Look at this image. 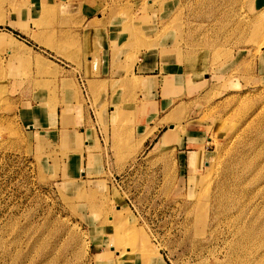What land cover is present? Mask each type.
<instances>
[{"label":"rangeland","instance_id":"obj_1","mask_svg":"<svg viewBox=\"0 0 264 264\" xmlns=\"http://www.w3.org/2000/svg\"><path fill=\"white\" fill-rule=\"evenodd\" d=\"M157 256L264 264V0H0V264Z\"/></svg>","mask_w":264,"mask_h":264},{"label":"crops","instance_id":"obj_2","mask_svg":"<svg viewBox=\"0 0 264 264\" xmlns=\"http://www.w3.org/2000/svg\"><path fill=\"white\" fill-rule=\"evenodd\" d=\"M257 1V0H256ZM260 6H263V5H260ZM112 31V30H111ZM98 33V32H97ZM105 33V39H106V41L105 42H107V45H106V47L107 46H109V41H110V39L111 40H116V41H118V38H114L113 36V31H112V33L110 32V31H106V32H104ZM118 36V35H117ZM97 37L99 38V36L97 35ZM109 37H110V39H109ZM104 41L102 40V43H103ZM142 52L144 53V54H142V55H140L138 58H137V60L134 62V67H133V69H134V71L135 72H137V73H135V75H142L143 76V80L145 81V82H147V83H149L150 82V84L151 85H148V87H150L151 89H147V92H146V94L147 95H150V92L152 91V89H153V87L154 86H157L158 84V86H159V88L162 86V84H164L166 87H172V86H175L176 85V83H177V81H173L172 82V80L173 79H175L176 78V76L179 74V73H177L175 70H170L171 68H172V66H171V64H172V61L170 60V59H168V61H166V63L169 65V70H164V69H162L161 68V63H160V57H158V55L156 56V54L154 55V53L152 52V51H146V50H142ZM175 63V62H174ZM102 69H100V71H101ZM104 71V70H103ZM107 70H105L104 71V73L106 72ZM165 77V78H164ZM98 79H102V78H98ZM148 90H149V92H148ZM142 95H143V93H142ZM155 103H156V110L158 109V101L157 100H154L153 102H152V104L150 105L151 107L150 108H148L147 107V110H148V112L149 113H152V112H154L153 110H154V106H155ZM24 108H26V109H28L27 107H24ZM30 111L29 112H31V108L29 109ZM151 111V112H150ZM76 119H78V118H76ZM79 120V119H78ZM57 121H59V123H60V118L58 119L57 118ZM76 122H78V121H76ZM172 122H169V126H170V124H171ZM29 124H32V123H29ZM65 126V125H64ZM164 126V125H163ZM163 126H161V127H163ZM171 126H172V124H171ZM170 126V127H171ZM73 127V126H72ZM159 125L157 126V127H155L154 129H153V133H154V131L155 130H159ZM72 129H74V127L73 128H71V127H69V125H68V127H67V130H72ZM170 129V128H169ZM166 130H168V129H164L163 130V132H162V134L166 131ZM80 132H82V136H83V145H82V147H81V149L79 150V152L77 151V153H78V155H77V157L75 158V157H73L74 158V161H73V163H75L76 164V168L79 170L80 169V167H81V165H82V161H83V158H85L86 157V159H87V156H88V148H87V146H86V144H87V142H88V144H89V147H90V149H91V146H94V145H96V140H95V138H94V132H93V130H92V128L90 127V126H88L87 128H83ZM91 134L92 136H91V138H88L87 137V135L88 134ZM162 134H161V137H167V134L165 133V134H163V136H162ZM71 135L73 136V138L74 139H71ZM151 134L149 133L147 136H145L142 140H141V144H144V142L147 140V137H149ZM63 137H64V139L65 138H67L68 139V145H72V142L71 141H74V143H73V146L75 147V144H76V142H77V135H75V133H69V134H67L66 132H63ZM70 139H71V141H70ZM86 139H88L87 141H86ZM83 151H87V155L86 156H84V154H83ZM90 151H92V149L90 150ZM94 153V152H93ZM72 159V158H71ZM67 168L68 167H70V171L68 170V171H66L67 173L66 174H68V173H71V165H68V166H66ZM66 169V168H65ZM83 171V170H82ZM123 264H130V263H123ZM134 264V263H133ZM153 264H167V262L162 258V257H160V256H157L156 257V259H155V262L153 263Z\"/></svg>","mask_w":264,"mask_h":264},{"label":"bare ground","instance_id":"obj_3","mask_svg":"<svg viewBox=\"0 0 264 264\" xmlns=\"http://www.w3.org/2000/svg\"><path fill=\"white\" fill-rule=\"evenodd\" d=\"M130 238H131V237L129 236V238L126 239V240H127L128 242H129V241H132V240H130ZM126 240H125V241H126ZM127 241H126V242H127ZM126 242H124V244H126Z\"/></svg>","mask_w":264,"mask_h":264},{"label":"water","instance_id":"obj_4","mask_svg":"<svg viewBox=\"0 0 264 264\" xmlns=\"http://www.w3.org/2000/svg\"><path fill=\"white\" fill-rule=\"evenodd\" d=\"M170 126H171V124H170Z\"/></svg>","mask_w":264,"mask_h":264}]
</instances>
